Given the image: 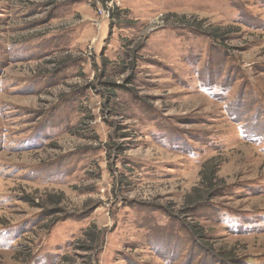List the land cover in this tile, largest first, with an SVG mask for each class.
Masks as SVG:
<instances>
[{"label": "rangeland", "instance_id": "374dc122", "mask_svg": "<svg viewBox=\"0 0 264 264\" xmlns=\"http://www.w3.org/2000/svg\"><path fill=\"white\" fill-rule=\"evenodd\" d=\"M0 264H264V0H0Z\"/></svg>", "mask_w": 264, "mask_h": 264}, {"label": "trees", "instance_id": "16d2710c", "mask_svg": "<svg viewBox=\"0 0 264 264\" xmlns=\"http://www.w3.org/2000/svg\"><path fill=\"white\" fill-rule=\"evenodd\" d=\"M205 171V170H204ZM204 171H202V177L204 178V179H206L207 180V187H213V180H214V178H216V174H217V170H215V171H213V170H211V172L210 173H208V174H206ZM196 191H198V189H196ZM208 191H209V189H208ZM99 239L98 238H96V239H94V243H95V247H93L94 249H98V247H99V245H100V242L98 241Z\"/></svg>", "mask_w": 264, "mask_h": 264}]
</instances>
